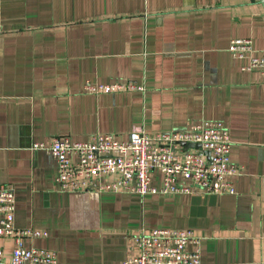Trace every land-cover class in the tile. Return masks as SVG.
<instances>
[{"label": "crops", "instance_id": "0c3cea01", "mask_svg": "<svg viewBox=\"0 0 264 264\" xmlns=\"http://www.w3.org/2000/svg\"><path fill=\"white\" fill-rule=\"evenodd\" d=\"M236 38L264 54L259 0H0V183L14 186L15 226L47 232L24 245L119 264L133 233L191 228L201 264H264V74L241 69ZM87 80L144 90L90 94ZM202 120L228 128L233 194L60 191L53 156L31 149ZM0 243L8 260L12 241Z\"/></svg>", "mask_w": 264, "mask_h": 264}, {"label": "built area", "instance_id": "2783aa9c", "mask_svg": "<svg viewBox=\"0 0 264 264\" xmlns=\"http://www.w3.org/2000/svg\"><path fill=\"white\" fill-rule=\"evenodd\" d=\"M228 51L246 62L244 71L264 74V54H253L250 38L231 39ZM144 90L134 81L107 83L85 81L90 94ZM199 144L200 149L186 147ZM232 141L220 120L190 123L181 130L147 134L132 130L126 139L96 132L86 140L73 141L54 136L36 141L31 149L43 150L56 161L55 183L65 192H125L145 194L235 192L231 177L241 169L230 158ZM207 152L208 154H205ZM47 237L46 231L15 226V194L10 183H0V240L12 241L11 255L4 259L0 243V264H60L56 252L25 246L24 238ZM130 254L119 264H201L200 240L191 228L141 229L129 237Z\"/></svg>", "mask_w": 264, "mask_h": 264}, {"label": "water", "instance_id": "95a60500", "mask_svg": "<svg viewBox=\"0 0 264 264\" xmlns=\"http://www.w3.org/2000/svg\"><path fill=\"white\" fill-rule=\"evenodd\" d=\"M259 2L261 3V5L264 8V0H259ZM186 147H194L196 149H200V145L199 144H192V143H187ZM205 153V152H204ZM206 154V153H205Z\"/></svg>", "mask_w": 264, "mask_h": 264}]
</instances>
